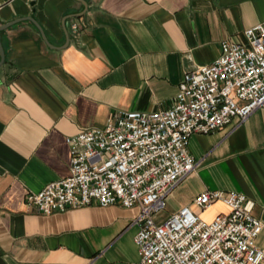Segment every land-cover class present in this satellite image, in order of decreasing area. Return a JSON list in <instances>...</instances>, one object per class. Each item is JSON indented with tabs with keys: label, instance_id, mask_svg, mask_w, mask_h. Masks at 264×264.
<instances>
[{
	"label": "crops",
	"instance_id": "0c3cea01",
	"mask_svg": "<svg viewBox=\"0 0 264 264\" xmlns=\"http://www.w3.org/2000/svg\"><path fill=\"white\" fill-rule=\"evenodd\" d=\"M26 16L55 47L29 20L0 31V264H132L138 206L42 214L25 195L69 175L66 137L81 127L171 107L184 72L264 21V0H0V25ZM188 151L200 163L173 188L163 216L190 205L210 221L227 207L199 210L197 193L241 192L263 225L253 244L264 248V106L235 128L193 133Z\"/></svg>",
	"mask_w": 264,
	"mask_h": 264
},
{
	"label": "built area",
	"instance_id": "2783aa9c",
	"mask_svg": "<svg viewBox=\"0 0 264 264\" xmlns=\"http://www.w3.org/2000/svg\"><path fill=\"white\" fill-rule=\"evenodd\" d=\"M83 27L81 17L73 20L71 35ZM242 33L243 41H222L211 63L184 72L171 107L121 111L67 136L69 175L27 192L25 203L42 214L138 206L132 264H264V248L253 244L263 225L241 192L197 193L192 204L199 210L215 202L227 207L210 221L190 205L163 216L173 188L200 163L188 151L189 137L235 128L264 106V21Z\"/></svg>",
	"mask_w": 264,
	"mask_h": 264
},
{
	"label": "water",
	"instance_id": "95a60500",
	"mask_svg": "<svg viewBox=\"0 0 264 264\" xmlns=\"http://www.w3.org/2000/svg\"><path fill=\"white\" fill-rule=\"evenodd\" d=\"M83 5H85V2L82 1ZM83 14V12L81 13H77V14H70L68 17L66 18H71V17H78V16H81ZM65 18V19H66ZM22 20H29L31 21L35 26L36 28L38 29L42 39L46 42V44L50 47H55L53 45H51L46 37V34L43 30V28L40 26V24L32 17V16H26V17H20V18H16V19H13L11 21H8L6 23H3L0 25V31L6 29L7 27L13 25L14 23H17L19 21H22ZM65 30V35H66V42H65V45L68 43V40H69V36H68V32ZM4 61V50H3V47H2V44L0 42V65L3 63Z\"/></svg>",
	"mask_w": 264,
	"mask_h": 264
}]
</instances>
